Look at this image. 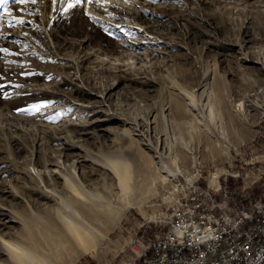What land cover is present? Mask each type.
<instances>
[{
    "label": "rangeland",
    "instance_id": "obj_1",
    "mask_svg": "<svg viewBox=\"0 0 264 264\" xmlns=\"http://www.w3.org/2000/svg\"><path fill=\"white\" fill-rule=\"evenodd\" d=\"M0 34V251L58 210L94 241L55 264H136L186 185L264 196V0H3ZM103 158L131 162L125 191Z\"/></svg>",
    "mask_w": 264,
    "mask_h": 264
},
{
    "label": "built area",
    "instance_id": "obj_2",
    "mask_svg": "<svg viewBox=\"0 0 264 264\" xmlns=\"http://www.w3.org/2000/svg\"><path fill=\"white\" fill-rule=\"evenodd\" d=\"M235 177V175L231 174ZM222 189L185 186L184 207L175 223L145 243V264H264V196L230 201Z\"/></svg>",
    "mask_w": 264,
    "mask_h": 264
},
{
    "label": "bare ground",
    "instance_id": "obj_3",
    "mask_svg": "<svg viewBox=\"0 0 264 264\" xmlns=\"http://www.w3.org/2000/svg\"><path fill=\"white\" fill-rule=\"evenodd\" d=\"M2 34H0V36ZM175 89L176 90L174 93V97L177 101L175 102V108H177V113H188L190 109L189 105H191L193 108L195 107L194 93H186V90L182 88ZM185 98L189 99L188 103L186 102ZM180 106L182 107L180 108ZM187 106L188 109L186 108ZM153 117L154 118L150 121H147L148 123L146 124V127H148V129H151L150 132H153L152 125L155 123L156 116ZM116 118L117 117H112L111 119ZM141 128L144 130V127H142V125ZM135 131L137 130L132 129V131L129 133H132L133 135L135 134ZM149 141H151V138ZM69 144L71 145V147L77 146V144L74 142H71ZM156 148L158 149V147ZM157 149L156 152L160 153V150ZM160 155H162V153H160ZM94 162L96 163V165L100 166L105 176H109L111 173L116 176L118 180V185L122 189V191H125V189H127V187L132 184L133 176L131 170L133 169L131 167V162L128 159L103 158V162L99 159H97L96 161L94 160ZM166 172L168 173V175L171 176L170 173H172L173 171L166 167ZM94 173V171L91 172V174ZM177 186V184L174 185V188H176ZM56 193V189L53 188L52 192H44V197L48 199H55L57 198ZM95 197L97 198V195H95ZM0 215L8 214L5 212H0ZM50 216L51 217L45 220H40L39 222H27V234H14L11 236L10 240L1 239L4 243V247L3 250L0 252H4L6 250V252L10 255L12 261L15 260V263L18 262L17 264H55L57 261H61L62 258H64V254L69 253L71 251H76L79 247L87 248L94 241L93 238L90 237L91 224L89 223V221L86 220L85 217L81 215L77 216L76 218L67 217L61 214L58 210L55 212L54 216ZM9 217L11 219L13 218L12 216ZM25 239H30L32 242L31 246L28 245L30 251H32L30 253L29 259H26V255L28 253L24 252L21 254L18 251V249L21 248L20 244H22V241ZM23 254L25 256H22ZM149 258H151V254L147 255V258H145V260ZM138 263H142V261H139Z\"/></svg>",
    "mask_w": 264,
    "mask_h": 264
},
{
    "label": "snow or ice",
    "instance_id": "obj_4",
    "mask_svg": "<svg viewBox=\"0 0 264 264\" xmlns=\"http://www.w3.org/2000/svg\"><path fill=\"white\" fill-rule=\"evenodd\" d=\"M0 2H3V0H0ZM15 2L17 3V4H26V3H28L29 2V0H15ZM82 2V0H76V3L77 4H79V3H81ZM88 2L89 3H91L92 2V0H88ZM31 3H36V0H31ZM74 5H69V7H73ZM13 19L15 20L16 18L15 17H13ZM22 22V21H21Z\"/></svg>",
    "mask_w": 264,
    "mask_h": 264
}]
</instances>
